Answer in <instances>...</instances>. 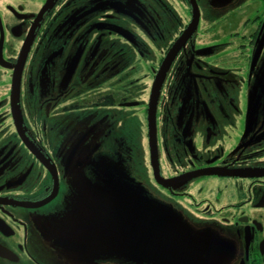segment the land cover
<instances>
[{"label":"flooded vegetation","instance_id":"flooded-vegetation-1","mask_svg":"<svg viewBox=\"0 0 264 264\" xmlns=\"http://www.w3.org/2000/svg\"><path fill=\"white\" fill-rule=\"evenodd\" d=\"M48 1L0 0V264H264V11L242 14L231 31L245 53L233 69L212 59L229 44L207 40L228 0H194V26L191 0H50L44 11ZM130 26L160 47L157 57ZM190 26L157 88L156 164L173 180L161 186L149 98ZM137 57L152 65L142 78ZM136 108L151 182L176 201L174 223L148 210L150 181L132 167V133L119 126L130 115L117 112ZM157 127L173 145L172 176L162 175ZM118 146L124 160L106 151ZM130 190L147 199L136 213Z\"/></svg>","mask_w":264,"mask_h":264},{"label":"rangeland","instance_id":"rangeland-1","mask_svg":"<svg viewBox=\"0 0 264 264\" xmlns=\"http://www.w3.org/2000/svg\"><path fill=\"white\" fill-rule=\"evenodd\" d=\"M171 3L172 1L169 0ZM248 6V7H247ZM223 7V11H222V16L218 19H213L212 22V26H211V31L208 33V37L207 40H212V42L214 43L213 46L217 47L220 46L221 44H223V46L226 47V45L229 44V46L227 47V49L223 52H219L217 55H214L212 57L213 61H218L220 62L219 59H222L223 64L225 66H229L230 68L233 69H237L236 66H240V69L242 67V62L244 60V55L245 53L241 50L238 49V41L235 40L234 36H231V31H235L238 32L239 28L237 27V24L239 22V19H241L242 14L246 13L247 11H249V18L251 19L254 17L253 14H259L262 11H264V0H228V2H225ZM249 9V10H248ZM179 13V11H177ZM180 14V13H179ZM240 15V16H239ZM168 18L170 19L167 23L172 25V20L171 18L168 16ZM131 29V36L132 39L135 40L136 43H140V48L141 50L144 51V54H148L151 55L153 57H157L158 54H160V47H156L153 45H150L148 42L150 41L149 39L145 40L144 35H142L140 33L139 30H137V28L132 29V27L130 26ZM242 31V30H240ZM222 33H224V35L222 36ZM139 36H141V40L139 38ZM206 40V39H205ZM204 40V41H205ZM217 51L221 50L217 49ZM132 56H135L134 54ZM144 58H146V56H144ZM140 58L137 57V59H134V61H132V66L135 68L132 70L133 72V78L134 77H139L142 78L143 76H145L148 72L149 69L148 67H151L152 65L148 62L145 61H139ZM147 63V67L146 64ZM226 62L228 64H226ZM239 63V64H238ZM173 67V64H171L170 68ZM146 81V80H145ZM151 78H149L148 81V86L150 84ZM147 82V81H146ZM105 86L102 87L103 90H105ZM194 88V87H193ZM106 93H101V97L104 96ZM161 95V94H160ZM244 97V94L242 95V98ZM166 102V100L164 99V101L162 102V106L164 105V103ZM242 105H244V98L243 100H241ZM158 124L159 126H161V117H163V113L160 112V99L158 100ZM184 111H186V120L190 118V116H192V121H198V122H203L204 119L198 115L197 111L195 110V114L192 115V111L188 110V109H184ZM141 112V108H136V109H129V110H122V111H118V117L121 114H127L129 116V120L128 122H122L119 126L122 129H126L127 130V126L129 128V130L132 133V137H136L138 138V141L136 143L137 145V150L138 153L136 152V147L134 146L135 144L133 143V139L132 137L129 139L130 141L128 142L129 147L132 149V167L134 169V171L136 172V175L138 178H140L142 181H144L145 183H148V180L150 181L148 183L149 187L151 188V191L148 190V194L150 196V199H148V210L153 211V208H156L157 210H160L164 213V215L168 218V220L172 223H174V210H173V202L176 203V201L173 200L172 196H169L167 193L162 192L160 190V188H158L157 186H155L152 182H151V170L149 168L148 165V161L145 160V154H144V142H145V126L142 123V126L140 128L141 123H135V117L139 116ZM103 114V113H102ZM106 114V113H104ZM157 114V112H156ZM107 115V114H106ZM132 116V117H131ZM141 116V115H140ZM174 116V114H173ZM142 118V117H141ZM140 119V118H138ZM163 121V119H162ZM157 126V125H156ZM134 127L135 132L132 130V128ZM158 128V127H157ZM162 131L163 129L160 127L158 128V147L160 150V168L162 171V175L164 177H168V176H172L173 174H175L176 172L179 171V168L177 167V164H175V159L173 156V145L171 144V142L169 141H165L164 138L162 136ZM136 133V134H135ZM138 134V135H137ZM52 135H54V131L52 132ZM93 135L92 132L90 135ZM142 139V141H141ZM161 142V143H160ZM110 144L114 145L113 142H109ZM111 145V146H112ZM143 145V147L141 146ZM120 149V150H118ZM107 152H111L112 154L116 153V155H118L120 160H124L126 158L125 153H128L127 151H122V148H119V146L115 149V152L113 150H106ZM125 152V153H123ZM141 158V159H140ZM142 161L141 163H139L140 161ZM129 163V161H128ZM109 169V168H107ZM150 177V179H149ZM121 182V180L119 181V183ZM122 185V184H120ZM124 185V184H123ZM148 187V189H149ZM123 192V191H122ZM159 194L158 195H156ZM204 196L201 195L200 199H203ZM144 201H147V199H143L142 195H138V194H132L131 190H130V200L128 205L131 206V212L136 213L137 209L142 206L144 204ZM187 204H189V201H187ZM122 205L125 203H121ZM185 204V200H182V208L186 209V207H184ZM168 212L170 215L173 216V218L168 216ZM163 216V215H162ZM173 220V221H172ZM116 230L121 233L120 231V227L116 224Z\"/></svg>","mask_w":264,"mask_h":264},{"label":"water","instance_id":"water-1","mask_svg":"<svg viewBox=\"0 0 264 264\" xmlns=\"http://www.w3.org/2000/svg\"><path fill=\"white\" fill-rule=\"evenodd\" d=\"M50 3V0L47 2V4L45 5V7L43 8V10L45 11V9H47L48 4ZM191 6H192V12H193V21L191 26L196 25L197 20H198V8L196 6V4L194 3V0L190 1ZM42 10V12H40V15L44 12ZM191 26L180 36V38L174 43V45L171 47V49L168 51L166 57L164 58L157 74L155 77V80L152 84V88H151V93H150V98H149V108H148V137H149V148H150V161H151V166L153 168V172H154V178L156 180V182L161 185V186H165L166 184H171L173 180H163L160 178L159 172H158V167L156 164V145H155V105H156V95H157V88L160 82V77L163 74L164 70L167 69L168 65L170 64V60L173 56V54L175 53L177 47L179 46V44L181 43L182 39L185 37V35H187L189 33V29L191 28ZM64 244L63 247H69L71 245H75L71 242H62ZM132 255L135 256H139V251H133L131 252ZM130 253V254H131Z\"/></svg>","mask_w":264,"mask_h":264},{"label":"trees","instance_id":"trees-1","mask_svg":"<svg viewBox=\"0 0 264 264\" xmlns=\"http://www.w3.org/2000/svg\"><path fill=\"white\" fill-rule=\"evenodd\" d=\"M132 130L135 131V130H134V127L132 128Z\"/></svg>","mask_w":264,"mask_h":264}]
</instances>
